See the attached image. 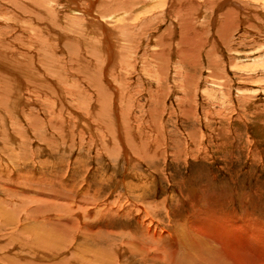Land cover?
<instances>
[{
	"label": "rangeland",
	"instance_id": "rangeland-1",
	"mask_svg": "<svg viewBox=\"0 0 264 264\" xmlns=\"http://www.w3.org/2000/svg\"><path fill=\"white\" fill-rule=\"evenodd\" d=\"M170 1L0 0V264L250 255L183 235L264 231V0Z\"/></svg>",
	"mask_w": 264,
	"mask_h": 264
},
{
	"label": "bare ground",
	"instance_id": "bare-ground-1",
	"mask_svg": "<svg viewBox=\"0 0 264 264\" xmlns=\"http://www.w3.org/2000/svg\"><path fill=\"white\" fill-rule=\"evenodd\" d=\"M172 4H173V0L172 1H170ZM93 3L94 2H92V4H86L87 6H88V10H92V9H94V7H93ZM84 5V4H83ZM91 5V6H90ZM223 6V5H222ZM85 6H83V12H86L87 10H86V8H84ZM117 11H119V10H117ZM87 13V12H86ZM85 13V14H86ZM89 13V12H88ZM94 13V12H93ZM93 13L92 12H90V14L91 15H93ZM90 16L88 15V18H89ZM98 18V20L99 19H101V18H99L98 17V15H96V18H95V16H93V17H91L90 18V20L89 21H94L95 19H97ZM102 21V20H101ZM104 24V23H103ZM102 28V27H101ZM107 29H109V28H107ZM108 34V33H107ZM104 35H105V33H104ZM104 35H103V37H104ZM110 40V39H109ZM105 41H106V39L104 40V44H105ZM111 41V40H110ZM114 44V43H113ZM102 46V45H101ZM111 46H112V44H111ZM111 46H109V47H111ZM110 49V48H109ZM112 49V48H111ZM112 51V50H111ZM38 69V68H37ZM35 72H36V70H35ZM115 116V115H114ZM118 131V130H117ZM120 134V133H119ZM118 134V135H119ZM2 135V134H1ZM11 135V134H10ZM121 135V134H120ZM12 136H10V138H11ZM117 139H118V137H117ZM15 141V140H14ZM113 141V140H112ZM121 141V140H120ZM125 141V140H124ZM15 142H17V141H15ZM15 142H13V143H15ZM126 142V141H125ZM120 143V142H119ZM122 143V142H121ZM127 145H128V143H126ZM121 146H122V144H121ZM128 147H129V145H128ZM158 148V147H157ZM118 150V149H117ZM124 153H125V155H127L126 153H128L127 152V147H126V145L124 144V148H123V150H122ZM121 151V152H122ZM138 153H139V151H137ZM159 152V151H158ZM145 153V152H144ZM147 153V152H146ZM22 154V153H21ZM124 155V156H125ZM129 156V155H128ZM23 158V157H22ZM25 158V157H24ZM128 158V157H127ZM130 158V157H129ZM132 159V158H131ZM138 159V158H137ZM135 161H136V158L134 159ZM8 164V163H7ZM85 195V194H84ZM65 202V201H64ZM51 204V203H50ZM54 204V203H53ZM72 204H74V203H72ZM55 205H57V204H55ZM59 205V204H58ZM100 205V204H99ZM124 205V204H123ZM96 206V205H95ZM66 207V206H65ZM59 209H61L60 207H58ZM78 208V207H77ZM100 208V207H99ZM123 208V207H122ZM65 209V208H64ZM67 209H69L70 210V208H67ZM104 209V208H103ZM141 209H143V208H141ZM62 210V209H61ZM75 210H77V209H75ZM81 210V209H80ZM79 210V211H80ZM107 211H110V210H108V209H106ZM58 211V210H57ZM6 212H8V211H6ZM100 213L102 212V209H101V211H99ZM146 212H148L147 210H146ZM145 212V213H146ZM89 215V214H88ZM97 215V214H96ZM146 215V214H145ZM6 216V217H5ZM15 216V215H14ZM28 216V215H27ZM87 216V215H86ZM124 216H127V215H125L124 214ZM4 218H5V221H7V219L9 220V217H8V215H6V214H4V216H3ZM11 218V217H10ZM12 220V219H11ZM0 221H1V219H0ZM7 222H9V221H7ZM17 222V221H16ZM151 223H153V222H151ZM213 223V222H212ZM237 223V222H236ZM239 223V222H238ZM221 224H223V223H221ZM227 225V224H226ZM256 225V224H255ZM5 226H7L6 225V223H5ZM76 226V225H75ZM212 227V231H208V229H206L207 230V233H206V231H204V233H202V235L201 234H198V233H194L193 235L192 234H187V233H184L185 235H183V239H184V241H186V242H189L190 243V245H192V251L193 252H197L196 254L200 257V258H202L203 257V259L204 258H208L209 256H208V252L205 254V242L206 241H210V239L211 240H214L215 242H217V243H219L220 245H222V246H224V248H226V250L229 248L231 251H233L234 252V250H236V251H238V252H240V253H242V252H246V254H250L247 258H245L244 256L243 257H241V258H235V264H264V231H258V229L257 230H240L237 226H235V225H231V228H228L227 229V227L225 226V227H221L222 225H220V227L219 226H216V225H212V224H209V225H207V227H209V228H211ZM229 226H230V224H229ZM244 226V225H243ZM254 226V225H253ZM29 227V226H28ZM73 227V226H72ZM259 227V226H258ZM261 227V226H260ZM7 228H8V226H7ZM26 228V227H25ZM141 232H143V234H144V237H143V234H141L142 235V238H144V241H146V239H151V245H156L159 249H161V250H163V252L165 251L166 252V250L168 249V247H175L176 245H175V242H174V240L172 239V238H169V236L168 237H166L167 235L163 232V231H160V232H151L152 230L150 229V230H147V226H145V224H143V222H141ZM156 228V227H155ZM241 228H243V227H241ZM251 228V227H250ZM252 229V228H251ZM154 230V229H153ZM156 230V229H155ZM260 230V229H259ZM262 230H263V228H262ZM158 231V230H157ZM11 235V234H10ZM30 236V235H29ZM16 237V236H15ZM136 240H138V241H140L141 239H140V237H139V239H138V237H134ZM146 238V239H145ZM175 238H177V237H175ZM11 239V238H10ZM15 240V239H14ZM164 240H165V242H164ZM177 241V240H176ZM5 242V241H4ZM12 242V241H11ZM34 242V241H33ZM37 242V241H36ZM35 242V243H36ZM132 242V241H131ZM140 243L141 244H143L144 245V243L145 242H142V241H140ZM42 244V243H41ZM145 246V245H144ZM149 246V245H148ZM23 247H25V248H29V246L28 245H24ZM146 248H147V246H145ZM154 247V246H153ZM156 247V248H157ZM24 248V249H25ZM31 248H32V250L34 251V249L36 248V247H34V246H31ZM31 248H29V250L30 251H32L31 250ZM143 248V247H142ZM146 248H144V249H146ZM223 248V249H224ZM143 250V249H142ZM171 250V249H170ZM189 250H190V248H189ZM43 251H45V250H43ZM225 251V250H224ZM235 251V252H236ZM36 252V251H35ZM35 252L33 253V254H35ZM46 253V252H45ZM148 253V252H147ZM167 253V252H166ZM231 253V252H230ZM156 254V253H155ZM205 254V255H204ZM237 254V253H236ZM245 254V255H246ZM112 255V254H111ZM162 255H163V253H162ZM10 256V255H9ZM13 256V255H12ZM238 256V255H237ZM184 257V256H183ZM3 257H0V260L2 259ZM12 258V257H11ZM5 259H7V260H9L10 259V257H9V259L8 258H5ZM15 259V258H14ZM163 259V258H162ZM217 259V258H216ZM230 259H232V258H230ZM4 260V259H3ZM6 260V261H7ZM11 260H13V259H11ZM207 260H209V259H207ZM211 260H213V259H211ZM5 261V260H4ZM228 261V260H227ZM11 262V261H10ZM176 263V262H175Z\"/></svg>",
	"mask_w": 264,
	"mask_h": 264
}]
</instances>
